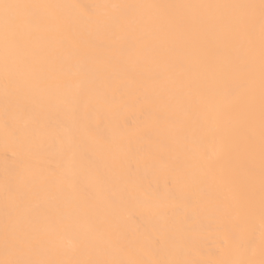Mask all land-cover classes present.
Instances as JSON below:
<instances>
[{
  "label": "bare ground",
  "instance_id": "6f19581e",
  "mask_svg": "<svg viewBox=\"0 0 264 264\" xmlns=\"http://www.w3.org/2000/svg\"><path fill=\"white\" fill-rule=\"evenodd\" d=\"M0 264H264V0H0Z\"/></svg>",
  "mask_w": 264,
  "mask_h": 264
}]
</instances>
